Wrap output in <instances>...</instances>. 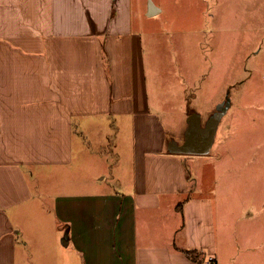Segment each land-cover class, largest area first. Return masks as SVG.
<instances>
[{
	"label": "crops",
	"instance_id": "0c3cea01",
	"mask_svg": "<svg viewBox=\"0 0 264 264\" xmlns=\"http://www.w3.org/2000/svg\"><path fill=\"white\" fill-rule=\"evenodd\" d=\"M148 2L0 0V264H199L184 249L223 264L215 197L168 148L187 121L175 132L152 105ZM98 119L128 121L131 176L77 191L76 127ZM263 219L244 256L224 241L228 264H264Z\"/></svg>",
	"mask_w": 264,
	"mask_h": 264
},
{
	"label": "rangeland",
	"instance_id": "374dc122",
	"mask_svg": "<svg viewBox=\"0 0 264 264\" xmlns=\"http://www.w3.org/2000/svg\"><path fill=\"white\" fill-rule=\"evenodd\" d=\"M155 2L163 11L145 16L143 45L152 105L165 124L181 131L183 107L187 115L199 112L204 124L230 99L210 153L179 154L192 185L198 179V191L215 197L219 249L228 264L224 241L244 256L264 218V0ZM131 144L127 120L78 123L71 172L77 191L89 193L90 181L105 174L103 189L123 188L117 177L131 176Z\"/></svg>",
	"mask_w": 264,
	"mask_h": 264
},
{
	"label": "water",
	"instance_id": "95a60500",
	"mask_svg": "<svg viewBox=\"0 0 264 264\" xmlns=\"http://www.w3.org/2000/svg\"><path fill=\"white\" fill-rule=\"evenodd\" d=\"M149 15L159 13L152 0L148 2ZM230 105V99L219 103L214 111L203 124L201 114L197 111L191 112L187 117V127L184 139L178 143L175 140L169 142V151L178 154H208L210 153L218 132L221 119L226 114ZM68 231L65 232L67 238Z\"/></svg>",
	"mask_w": 264,
	"mask_h": 264
},
{
	"label": "trees",
	"instance_id": "16d2710c",
	"mask_svg": "<svg viewBox=\"0 0 264 264\" xmlns=\"http://www.w3.org/2000/svg\"><path fill=\"white\" fill-rule=\"evenodd\" d=\"M183 201L179 203V207L182 208ZM191 259L196 260L199 264H203L206 259V254L203 250L199 249H184L183 250Z\"/></svg>",
	"mask_w": 264,
	"mask_h": 264
},
{
	"label": "built area",
	"instance_id": "2783aa9c",
	"mask_svg": "<svg viewBox=\"0 0 264 264\" xmlns=\"http://www.w3.org/2000/svg\"><path fill=\"white\" fill-rule=\"evenodd\" d=\"M213 260H214V258L213 257H208V259H207V263L208 264H212L213 263Z\"/></svg>",
	"mask_w": 264,
	"mask_h": 264
}]
</instances>
